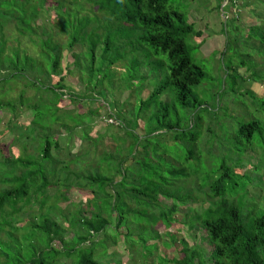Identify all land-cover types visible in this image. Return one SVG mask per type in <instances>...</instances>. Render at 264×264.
<instances>
[{
    "label": "trees",
    "instance_id": "1",
    "mask_svg": "<svg viewBox=\"0 0 264 264\" xmlns=\"http://www.w3.org/2000/svg\"><path fill=\"white\" fill-rule=\"evenodd\" d=\"M51 1L56 4L53 9L59 17V23L55 25L59 31L58 36L65 37L63 45L58 43L52 29L46 27L39 29V26L35 28L33 25L36 24L35 18L37 16L39 18L40 12L49 13L50 7H46V4ZM233 1L230 0L231 3ZM194 2L195 0H192V5ZM184 3L189 2L188 0H0V12L15 21L16 31L22 37H29L32 48L39 54V57L33 56L27 48L9 46V39L3 32L4 27L1 26L0 113L11 114L9 124L18 121L25 113H32L31 124L25 130L32 131L33 136L22 141L16 139L14 149L9 150L8 154L4 153V147H1L0 143V169L3 166L7 169L6 173L0 174L3 179L0 182V186L3 187L0 191L3 192L0 194V208L9 203L14 208L9 215H20L25 210L26 212L32 210L38 204L37 197L40 202L43 201L38 204L43 210L47 207V200L58 193L62 196L64 194L71 196L72 191L79 192L87 207H83V203L77 206L76 212L80 209V214L75 224L66 223L69 224L67 227L69 229L64 227L63 221L68 209L63 208L54 217L44 214L43 220L39 224H34L36 231L40 230L47 235L48 243L58 257L64 255L70 258L71 253L76 251L75 248L66 250L67 243L74 238H78L79 242L84 244L96 235L102 232L108 234L111 230H114L115 236L131 237L136 232L134 225L139 223L138 217L145 212L135 213L134 208L144 205L142 201H145L147 208L158 202L160 205L164 202L171 204L169 208L164 207L166 208L164 213L153 212L157 217V227L166 225L164 219L171 221L177 212L184 210L183 215L186 217L190 231H197L201 235V239L198 238L199 244L190 245L187 241L182 242L183 254L173 261L174 264H264V198L261 200L251 198L247 190L250 185L264 188V180L259 176V170H262L264 163V96L257 95L251 90L243 91L241 84L247 80L246 77L264 84L262 82L264 81V48H248L252 49L250 55H244L241 49L235 57L230 58L225 83L221 85L219 91L226 98L231 97L230 91L235 93V101L244 96L250 99L251 105L244 100L241 104L253 108L252 119L250 114L249 118H246L247 122L239 126L237 140L245 138L248 145L256 142L254 149L247 153L246 161L238 150L232 153L234 154L232 166L226 161L217 164V167L212 166L211 168H216L214 176L208 177L205 182L204 180L198 182L199 184L195 175L193 178L187 170L176 167L175 161H169L171 165H175L168 167L167 171L163 166L155 168L158 170L155 171L157 178H152V175H149L151 178H144L149 172L146 169L147 164L142 166L143 171L141 167V175L136 176L139 161H144L149 156L147 152L151 142L150 135L158 131L156 126L148 130L142 145L138 133L124 131L119 126V133L113 135L116 149L99 153L100 136L94 133L92 126L95 121L103 119V115L107 112L106 106L100 101L101 104L96 109H90L84 114H81L79 109L66 111V108L61 106L65 99L71 105L81 101L87 93L82 91L79 95L73 92V89L65 84V77L57 82L41 81L38 77V74L44 71L48 79L51 76L60 77L63 51L72 53L76 47H79L81 52H74L72 56L75 60L72 65L74 70L69 73L74 75L76 70H80L79 75L86 77L91 89L104 70H110L120 63H126L124 78L127 75L131 87L134 85L133 81L138 80L142 85L156 83L151 94L146 100L141 98L140 103L135 102L133 91L129 92L130 96L127 100L133 99L135 104L133 101L131 104L137 108L134 112L138 116L146 113L147 120L151 114L154 117L160 112L169 114L179 109L189 111L203 109L204 101L200 92H195L194 88L203 86L205 69L195 61V54L190 51L189 39L193 41L194 38H201L204 33L197 28L195 22H189L193 19L192 14L195 13L196 8L184 6ZM87 5L96 8L100 16L83 14V9ZM53 17L49 15L50 22ZM104 18L120 23L128 30L127 36L118 41L117 38L113 39L106 34V29L103 27ZM241 30L240 23L238 32ZM258 38L264 46V32H261L259 27L250 31L247 41L251 43ZM139 42L141 53L145 57L132 61L135 45ZM203 44L202 41L193 46L200 49ZM254 53L259 55L261 62L252 60ZM156 56L160 58L166 56L167 61L159 60L156 64L154 61ZM237 56L240 58L237 59ZM166 68L169 71L167 77L163 72ZM242 68H245V72L250 75H242L239 72ZM159 76L160 82L157 85ZM102 79L106 80L105 77ZM228 80H230V89L225 86ZM16 86L23 89L16 96H12V93L16 92L14 89ZM28 89L32 90L31 96L27 95ZM143 89L145 86L142 87L141 95ZM169 89L173 93L172 100L164 103L161 98ZM128 90L132 89L124 88L123 91ZM201 90L202 93L208 92V85L203 86ZM225 104L227 106L224 108L220 103L218 104L214 109L216 115L221 117V112L225 115L231 113L232 118L237 116L239 119L240 115L234 114V108H230L229 101ZM153 108L155 111H151ZM106 115L110 120L113 119L107 113ZM222 120L227 126L232 121L228 118ZM213 121L215 118L211 117V122ZM180 125L181 122L169 128L180 131V135L175 136L172 144L181 143L186 146L189 142L197 143L199 135L191 131V125L185 126V129H180ZM9 126L7 133L13 131ZM207 130L211 133L210 136L215 133L210 126ZM93 135L97 138L93 139ZM72 139H77L80 144H71ZM169 143L167 140L163 144ZM234 144L237 147V142ZM141 146H143V154L140 155L138 150ZM71 148L74 150L72 151ZM185 157V162L180 163H186L190 170H195L201 165L200 160L195 159L192 149L188 150ZM257 157L259 164L254 162ZM126 164L130 166L124 169ZM247 166L254 167L255 173H243ZM128 171L133 172L134 176L128 178ZM116 175L120 178L119 182ZM184 177H187V182L189 181L188 184L193 186V189L175 188L177 184L175 180ZM205 200L211 203L210 207L190 208L191 204L197 205ZM70 202L75 206L78 204L71 199ZM134 214L136 218L132 217L129 220ZM21 225L23 229L26 227L23 223ZM140 227L146 228L143 225ZM4 232L7 233V230L5 229ZM151 233L158 234V231L148 230L147 235ZM68 235L71 236L70 239L67 238ZM192 239L196 240L194 234ZM142 243L145 245V241ZM51 248L40 249L39 255H36L35 251L34 257L23 264H51L45 258L46 251ZM76 248L79 254L77 264H100L101 261L97 258L107 255L96 257L92 249L87 250L77 246Z\"/></svg>",
    "mask_w": 264,
    "mask_h": 264
},
{
    "label": "rangeland",
    "instance_id": "2",
    "mask_svg": "<svg viewBox=\"0 0 264 264\" xmlns=\"http://www.w3.org/2000/svg\"><path fill=\"white\" fill-rule=\"evenodd\" d=\"M189 3H184V6H189L192 8L195 7L196 11L192 14L193 19L189 22H195L197 28L202 30L204 35L201 38H194L193 41L191 38L189 39L190 51L194 55L195 61L197 64L201 65L205 69V81L203 86L208 85V92L202 93V87H195V92H200V96L204 101V108H198L195 111L183 110L179 109L178 111H171L169 114L165 112L157 113L156 116L151 117L146 120V113L138 116L134 110H137L134 107L133 99L128 101L127 98L130 96L129 92L133 91V98H135L136 103H140L141 98L145 99L151 94L153 87L156 83L151 84H143L138 81H133L134 85L131 87L128 77L124 78L125 64L120 63L116 66L111 67L110 70H104L99 75V80L95 81L92 85V89H96L95 91L91 89V86L88 85L86 81V77L83 75H79L80 70H76L77 72L74 75L69 72L74 70V52L80 53L81 49L76 47L72 53L67 50L63 51V61L61 66V76H51L48 79L46 71L39 73L38 77H40L41 81L51 80L53 82L59 81L60 78L65 77V84L70 86L73 89V92L77 94L87 93L85 98H82L81 101L72 103L71 105L65 99V102L61 104V106L65 107L66 111H73L75 109H79L81 114L88 112V110L96 109L101 102L106 106L107 114L112 116L115 124L110 123V119L107 117L106 113L103 115V119L95 121L92 126V130L95 134H98L99 141L101 142L99 153L110 152L116 149L113 135L119 133V126L124 131H133L138 133L141 136L140 144L142 145L143 139L147 135L148 130L151 127H158V131L151 134V138L148 146L149 156L143 161H139L138 165V175L140 176V169L143 165L147 164L146 169H148L147 177L151 178L149 175H152V178H157L158 175L155 174V171H158L155 168L160 166L167 168L173 166L169 161H175L177 163L176 167L182 170H187V172L193 175V178L196 176V182H205L208 177L214 176V173L217 167V164L220 165L223 161L228 162L231 166L234 164V154L238 150V153L243 156L246 161L247 153H250L254 149L253 144H247L246 139L242 138L237 140L238 137V129L239 126L243 123L247 122L253 108L245 107L242 105V101H248L249 105L250 99L247 96L239 97L238 101H235L236 94L233 92H229L231 97L226 98L219 91L221 90V85L225 83L226 72L229 69V59L235 57L238 54V51H243L244 55L252 54L248 48H256L262 47L263 45L259 42L260 38L252 40L251 43L247 41L249 37V33L253 28H260L261 32H264V0H234L232 3L230 0H195L194 5H192V0H188ZM46 7H50L49 13H45L44 11L39 13L35 18V23H33L34 27L42 28L46 27L48 29H52L54 35L56 36V40L58 43L64 44L65 37H59L58 29L55 25L59 23V17L54 13V9L56 4L52 1L46 4ZM83 14H91V15H99L97 9L93 8V6L87 5L83 9ZM60 12V11H59ZM49 15L54 16L52 18V22L49 20ZM0 29L3 26V32L6 37L9 39V46L17 47L20 46L23 49L27 48L33 56H38V53H35L34 49L31 46V41L29 37H22L17 31L15 26V21L3 15V12H0ZM241 23L242 30L238 32L239 25ZM103 27L106 29V34H109L113 37V39L124 38L127 36L128 30L123 28L120 23L115 20H111L109 18L103 20ZM204 42L200 49H197V46H193ZM18 42V43H17ZM193 42V44H192ZM247 45V47H246ZM119 45H117L118 47ZM227 46V49H226ZM135 52L132 56V61L138 59H143L145 57L144 54L141 53V43H137L135 45ZM228 51H226V50ZM100 54V52H98ZM237 59L240 57H236ZM159 60L167 61V57H158L156 56L154 61L158 64ZM252 60L257 63L261 62V59L258 54L252 55ZM164 76H168V68L164 69ZM242 75H250V73L245 72V68H242L239 71ZM122 73V74H121ZM29 75H32L29 73ZM163 76V77H164ZM106 78L103 81L102 78ZM47 78V79H46ZM246 81L242 82L243 91H253L257 95L264 96V84L261 82L249 80V77H246ZM160 82V76L158 77V83ZM264 82V81H262ZM143 93L141 95L142 87ZM227 89H230V80H228L227 84H225ZM124 88L132 89L128 91H123ZM155 88V87H154ZM15 93H12V96H16L19 91L23 88L20 86H16ZM92 91H94L92 93ZM135 91V92H134ZM202 93V95H201ZM220 93V94H219ZM32 90L28 89L27 95L31 96ZM173 93L169 89L162 96L161 101L164 103L171 102ZM228 99V100H227ZM101 101V102H100ZM133 101V104H131ZM227 101L230 103V108H234V114L240 115V118L236 116L232 118L229 113L225 115L224 113H220L216 115L215 108H217L218 104H221V107L224 108L227 106ZM218 103V104H217ZM27 112V109H24ZM151 111H155L153 108ZM214 111V113H213ZM233 114V113H232ZM11 114L9 113H0V143L1 147H4V153L9 152V150L14 149V143L16 139L25 140L30 136H33L32 131L25 130L31 124V120L33 119L32 113H25V115L18 119V121L13 124H9ZM211 117L215 118V121L211 122ZM222 118H228L232 121L227 126V123L222 120ZM255 118V115H253ZM201 119V121L199 120ZM252 119V114L250 116ZM264 121V119H263ZM180 125V129H185V126L191 125V131L194 133L197 132L199 135L197 143H188L186 146L184 144H172V140L175 136L180 135V131L170 130V127ZM164 123V125H162ZM144 126L142 127V125ZM10 125V126H9ZM9 129L12 128L13 131L10 132ZM138 126H140L138 128ZM208 126L213 128L214 132L211 136L209 131L207 130ZM142 127V129H141ZM61 129V128H60ZM97 138L96 135H93V139ZM169 140V144H163ZM235 142H237V147H235ZM71 144L79 145L80 141L77 139H72ZM5 144V146H3ZM143 146L138 150V153L143 154ZM192 149L195 154V159L200 160L201 165L197 166L195 170H190L185 162L184 158L185 154L188 150ZM73 151L74 148H71ZM121 150V149H120ZM136 153V155H138ZM256 154V153H255ZM254 155V154H252ZM257 155V154H256ZM264 157V156H263ZM255 158V155H254ZM240 160V158H238ZM256 164H259V159L254 160ZM210 166H208V165ZM214 164L216 166H214ZM130 164H126L123 168L129 167ZM192 168V166H190ZM144 168L142 167V171ZM193 171V173L191 172ZM259 176L264 180V163L262 166V170H259ZM7 169L3 166L0 169V174L6 173ZM243 173H255L254 167H246ZM131 175L134 176L133 172H127V177L131 178ZM195 175V176H194ZM167 176V175H165ZM117 181H120L118 175H116ZM2 178L0 177V182H2ZM177 183L175 188L179 190H183L187 187L192 188L193 186L189 185V181L187 182V177L182 179L175 180ZM191 186V187H190ZM195 187V186H194ZM3 189L0 186V191ZM188 190V189H187ZM249 197L255 198L256 200H261L264 198V188H259L255 185H250L248 187ZM53 191V190H51ZM55 191V190H54ZM3 193V192H1ZM0 193V194H1ZM58 193L52 199L47 200V207L41 209L38 204L40 202L39 197H37L36 202L38 203L32 210H26L20 215L10 216L11 210L14 211L13 205L10 206L7 203L3 208H0V264H23V262L27 263L31 258H33V254L36 251V255L40 254V249L51 248L48 243L47 235L40 232V230L36 231L34 229L35 223H40L43 220V216L48 215L54 217L58 215L61 210L68 209L66 216L63 218L65 222V228L69 226L66 224L68 222H73L75 224L76 219H78V215L80 214V209L76 212L77 206H80V203H83V207H87L86 202H84V198L82 195L80 196L79 192L72 191L70 199L78 202L75 206L73 203L67 201L69 198L68 194H64L63 196ZM61 197V198H60ZM198 197V196H197ZM67 201V202H64ZM142 206L135 205V213H140L141 211H145L141 213L138 217L139 223L134 225V230L131 237L125 238L124 236H115L114 230L108 232H102L99 235H96L92 240L86 243H80L78 238H74L72 241L67 243V251L72 250L73 248L76 251L72 252L70 258L67 256L56 255L53 248L49 249L45 253V258L51 262V264H77L79 260V254L77 253V247L82 249H87L94 252L100 264H174L173 261L179 258L182 253V242L187 241L190 245L199 244V239H201V235L197 231L191 232L188 225L186 224V217L183 215L184 210H180L177 212L171 221L164 219L165 224L157 227L156 219L157 217L153 214L154 211H157L159 214L164 213L166 208L170 207L169 202H164L163 205L158 203L153 204L151 208H147L145 206L147 203L142 201ZM113 205V203H112ZM211 203L208 200L203 201L197 205L191 204V209H200V208H208ZM166 207V208H164ZM63 208V209H62ZM147 212V213H146ZM245 215V213H244ZM246 216V215H245ZM136 218V215H132L129 220ZM247 217V216H246ZM25 221V222H24ZM24 224L23 226L21 224ZM64 224V223H63ZM146 228H141V225ZM7 225V226H5ZM33 226V227H32ZM115 226H113L114 228ZM156 227V228H155ZM5 229L7 233L4 232ZM156 229L157 233L148 234V230ZM191 232V233H190ZM2 233V234H1ZM196 236V240H193V234ZM68 239L71 236L68 235ZM91 239V238H90ZM175 239V240H174ZM145 241V245L142 243ZM59 244V243H57ZM76 244V245H75ZM60 247V244H59ZM56 249V248H55ZM57 250V249H56ZM57 256L58 258H56ZM122 260V261H121ZM53 262V263H52ZM60 262V263H59Z\"/></svg>",
    "mask_w": 264,
    "mask_h": 264
},
{
    "label": "built area",
    "instance_id": "3",
    "mask_svg": "<svg viewBox=\"0 0 264 264\" xmlns=\"http://www.w3.org/2000/svg\"><path fill=\"white\" fill-rule=\"evenodd\" d=\"M110 123L115 124V121L114 120H110Z\"/></svg>",
    "mask_w": 264,
    "mask_h": 264
},
{
    "label": "clouds",
    "instance_id": "4",
    "mask_svg": "<svg viewBox=\"0 0 264 264\" xmlns=\"http://www.w3.org/2000/svg\"><path fill=\"white\" fill-rule=\"evenodd\" d=\"M113 120V119H112Z\"/></svg>",
    "mask_w": 264,
    "mask_h": 264
}]
</instances>
